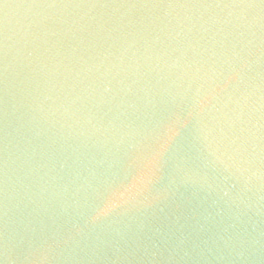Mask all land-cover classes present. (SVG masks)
<instances>
[{"label": "water", "instance_id": "obj_1", "mask_svg": "<svg viewBox=\"0 0 264 264\" xmlns=\"http://www.w3.org/2000/svg\"><path fill=\"white\" fill-rule=\"evenodd\" d=\"M0 264H264V0H0Z\"/></svg>", "mask_w": 264, "mask_h": 264}]
</instances>
